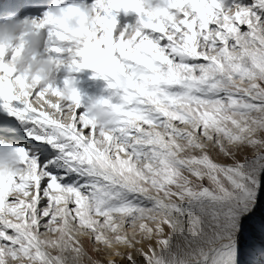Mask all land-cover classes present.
<instances>
[{
  "label": "snow or ice",
  "instance_id": "obj_1",
  "mask_svg": "<svg viewBox=\"0 0 264 264\" xmlns=\"http://www.w3.org/2000/svg\"><path fill=\"white\" fill-rule=\"evenodd\" d=\"M121 10L139 21L117 34ZM97 11L72 66L108 79V98L82 111L78 90L22 98L0 80V149L19 169L0 172V264H241L264 208V0Z\"/></svg>",
  "mask_w": 264,
  "mask_h": 264
},
{
  "label": "clouds",
  "instance_id": "obj_2",
  "mask_svg": "<svg viewBox=\"0 0 264 264\" xmlns=\"http://www.w3.org/2000/svg\"><path fill=\"white\" fill-rule=\"evenodd\" d=\"M98 7H103V0H95L92 5L86 2L65 6L54 3L42 19L14 12L0 18V63L6 65L0 69V80L5 84L11 81L15 94L22 98L26 91L30 92L40 84L56 85L57 71L65 64H75L79 53L100 31ZM47 26H52L50 45L53 36L58 45L61 42L71 44L68 48L57 46L70 54L67 59L47 55L51 48L41 50L40 30ZM9 52L14 53L10 60L6 59ZM66 81L62 88L64 99L70 98L77 90L72 79ZM95 112L97 115L101 112L98 105ZM13 170H19L15 158L7 148L0 149V172L7 175Z\"/></svg>",
  "mask_w": 264,
  "mask_h": 264
},
{
  "label": "bare ground",
  "instance_id": "obj_3",
  "mask_svg": "<svg viewBox=\"0 0 264 264\" xmlns=\"http://www.w3.org/2000/svg\"><path fill=\"white\" fill-rule=\"evenodd\" d=\"M237 2L241 3L242 5L248 6V5H251L254 2V0H237ZM227 3H228L229 6H231L232 0H227ZM132 16H134V20H133V23L130 26L134 27V26H136L138 24V21H139V16L135 12H125V11L121 10L117 14V29H116L117 34L119 32H121V31H127L129 29L130 26H127V24L130 21V17H132ZM122 21H123V23H122ZM51 27L52 26H47V27H45V28L40 30L41 50L43 51L44 49H47V48L53 49V48H55L57 46H61V47H65V48L71 47V44L69 42H61L58 45L56 43V38L54 36L52 37L53 42L50 45L48 43V41H49V37L51 35ZM13 54H14L13 52H9L8 56L6 57V59L10 60ZM47 55H51L53 57H60V58L67 59L70 54L67 51H65L63 53H56L55 51L51 50V51L47 52ZM76 60L78 62L82 63V58L81 57L77 56ZM56 78H57L56 86L60 87V88L64 87L66 80L72 79L74 81L75 88L81 94V100H82L81 110L82 111L85 110L94 101H97V100H99L102 97L103 98H108L112 94V92L115 91L114 89L109 88L110 81L108 79H105L100 74H98L94 69H91V68H80L78 70H73V66L70 63L63 65L57 71ZM82 86H83V88H82ZM262 200H264V197H262ZM258 209H260V208H258ZM262 212H263L262 214L264 215V209L262 210ZM253 217H254V215H253ZM250 220L251 219L249 218V220H247L245 222L244 231L247 229V226H248ZM251 227H252V225H251ZM245 234H243V235L245 236ZM253 234H254V232H253ZM258 245H259V243H258ZM248 250L249 249L247 247H245L244 245H241V253H242V255L244 257H245V254L248 253ZM262 257H263V255H262ZM257 258L255 257V260ZM251 259L252 258H250V260ZM262 259L263 258H261V260ZM261 260L258 261V262H261ZM244 261H245V259H244ZM250 262H252V261H250ZM245 263H246V261H245ZM256 263H257V261H256ZM262 264H264V260H263Z\"/></svg>",
  "mask_w": 264,
  "mask_h": 264
},
{
  "label": "rangeland",
  "instance_id": "obj_4",
  "mask_svg": "<svg viewBox=\"0 0 264 264\" xmlns=\"http://www.w3.org/2000/svg\"><path fill=\"white\" fill-rule=\"evenodd\" d=\"M122 23H123V21H122ZM82 88H83V86H82ZM263 209L264 208L257 209L256 213H254V217L250 218L251 220L249 221V224L247 226L248 230L246 229L244 231V233H243V234L246 233L245 236L242 234L241 245H244L249 250H248V253L245 254V257L241 253V264L242 263L243 264H246V263L247 264H249V263L250 264H262L263 263V260H264V250H263L264 249V215L262 214L263 213L262 212ZM251 225H252V227H251ZM253 232H254V234H253ZM258 243H259V245H258ZM84 245L91 252L92 245L87 240L84 241ZM261 254L263 255V257H262ZM255 257L256 258L258 257V258L255 260ZM100 258H103V257H100ZM250 258H252V259L250 260ZM261 258H263V259L261 260ZM244 259H245L246 263H245ZM260 260H261L262 263L258 262ZM250 261H252V262H250ZM256 261H257V263H256ZM121 264H127V262L126 261H122Z\"/></svg>",
  "mask_w": 264,
  "mask_h": 264
}]
</instances>
